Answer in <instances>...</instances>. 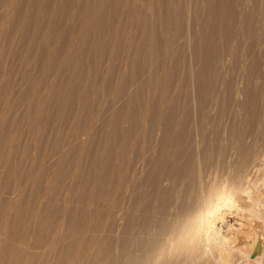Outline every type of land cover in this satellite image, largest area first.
<instances>
[{"label": "rangeland", "instance_id": "1", "mask_svg": "<svg viewBox=\"0 0 264 264\" xmlns=\"http://www.w3.org/2000/svg\"><path fill=\"white\" fill-rule=\"evenodd\" d=\"M130 2H104L97 22L87 27L86 17L97 9L94 0H0V258L5 264H116L117 256L127 255L134 242L144 239L140 222L145 193L151 197L147 215L155 220L154 232L173 222L174 216L160 206L180 200L185 192L192 196L199 176L191 180L188 171L184 181L175 185L170 179L166 190L158 193L141 183L138 194L135 191L138 199L131 182L134 160L149 166L158 163L168 118L176 137L167 145L170 156L178 151L181 160L190 159L204 177L213 170L222 174L240 149L261 144L264 0H227L223 10L212 15L208 0H176L174 9L168 0H138L139 8L147 2L153 8L147 13L153 24L144 35ZM134 127L143 137L135 150ZM135 205L139 211H134ZM252 233L253 229L246 232L244 247L252 242ZM259 236L264 244V229ZM21 245L29 255L14 248Z\"/></svg>", "mask_w": 264, "mask_h": 264}, {"label": "bare ground", "instance_id": "2", "mask_svg": "<svg viewBox=\"0 0 264 264\" xmlns=\"http://www.w3.org/2000/svg\"><path fill=\"white\" fill-rule=\"evenodd\" d=\"M89 1V0H88ZM98 5L97 9L94 10L93 16L86 17L85 19V25L87 27L92 26L97 22L96 16L99 15L101 8H103V4L106 1L110 0H94ZM131 1V11H133L137 17V19L141 22V26L143 27V31L141 32V35H144L145 29L147 26L152 27L153 20L151 17H148L147 13H151L153 10L152 5H150L148 2L145 3L141 8L137 6L138 0H129ZM176 0H168L169 7L171 6L174 9V2ZM227 0H208L207 5V11L210 15L213 13H218L223 10V7L225 5V2ZM141 2V1H140ZM152 2V0H151ZM242 2V1H241ZM88 5V3H86ZM85 5V6H86ZM206 5V4H205ZM238 6V5H237ZM259 6V5H258ZM262 6V5H261ZM77 7V6H76ZM243 7V6H242ZM79 8V7H77ZM157 8V7H156ZM160 8V7H159ZM166 8V7H165ZM252 8V7H251ZM129 9V8H128ZM206 9V8H204ZM240 9V8H239ZM62 10V9H61ZM199 10V9H198ZM202 10V9H201ZM262 10V9H260ZM83 11V10H82ZM88 11V10H87ZM193 11V10H192ZM26 12V11H25ZM86 12V11H84ZM121 12V11H120ZM123 12V11H122ZM242 12V11H241ZM246 12V11H245ZM253 12V11H252ZM252 12L250 14H252ZM149 13V14H150ZM83 14V13H82ZM120 14V13H119ZM171 15V14H170ZM79 16V15H78ZM77 16V17H78ZM126 16V15H125ZM156 16V15H155ZM154 16V17H155ZM190 16V15H189ZM252 16V15H251ZM258 16V15H257ZM45 17V16H44ZM157 17V16H156ZM164 17V16H163ZM232 17V16H231ZM81 18V17H80ZM190 18V17H189ZM258 18V17H257ZM84 18H81V20ZM162 19V18H160ZM156 20V18H155ZM243 20V19H242ZM251 20V19H250ZM252 21V20H251ZM123 22V21H122ZM158 22V20H157ZM164 22V20H163ZM238 22V20H237ZM242 22V21H241ZM263 22V21H262ZM84 23V22H83ZM138 23V21L136 22ZM188 23V22H187ZM207 23V22H206ZM213 23V21H212ZM81 24V23H80ZM162 24V23H161ZM244 25V24H243ZM204 26V25H203ZM236 26V25H235ZM83 27V26H82ZM96 27V26H95ZM109 27V26H108ZM214 27L217 28V25L215 23ZM249 27V26H248ZM65 28V27H64ZM92 28V27H91ZM243 28V27H242ZM99 29V28H98ZM117 32H118V28ZM64 30V29H63ZM89 30V28H88ZM87 30V31H88ZM95 30V29H93ZM162 30V29H161ZM256 30V29H255ZM86 31V32H87ZM111 31L114 32V29ZM122 31V30H121ZM154 31V30H153ZM258 31V30H257ZM207 32V31H206ZM88 33V32H87ZM86 33V34H87ZM222 33V32H221ZM256 33V32H255ZM94 34V33H93ZM99 34V33H98ZM103 34V33H102ZM108 34V33H107ZM139 34V33H138ZM212 34V33H210ZM253 34V33H252ZM117 35V34H115ZM135 35V34H134ZM202 35V34H201ZM217 35V34H215ZM257 36V34H255ZM35 36V35H34ZM220 36V35H219ZM230 36V35H229ZM131 38V35L129 36ZM144 37V36H143ZM167 37V36H166ZM178 37V36H177ZM211 38V36H210ZM214 38V36H213ZM212 38V39H213ZM228 38V37H227ZM262 38V37H261ZM120 39V37H119ZM128 39V38H127ZM126 39V40H127ZM133 39V38H132ZM144 39V38H143ZM258 39V38H257ZM140 40V39H139ZM181 40V39H180ZM261 40V39H260ZM125 41V40H124ZM134 43L136 40H132ZM185 41V40H184ZM127 42V41H126ZM125 42V43H126ZM143 42V41H142ZM148 42V41H147ZM180 42V41H179ZM46 43V42H45ZM106 43V42H105ZM175 43V42H174ZM128 44V43H126ZM212 44V43H211ZM130 45V44H129ZM140 46V45H139ZM126 47V45H125ZM131 48V46H129ZM178 47V46H177ZM127 48V47H126ZM129 48V49H130ZM148 48V47H147ZM256 48V47H255ZM55 49V48H54ZM228 49V48H227ZM137 50V49H136ZM249 50V49H248ZM225 51V50H224ZM127 52V50H126ZM236 52V51H235ZM244 52V50H243ZM242 52V53H243ZM125 53V52H124ZM129 53V52H128ZM149 53V52H148ZM249 53V52H248ZM137 54V53H136ZM253 54V53H252ZM127 55V54H126ZM238 55V54H237ZM258 55V54H257ZM129 57V54L127 55ZM138 56V54H137ZM240 56V55H238ZM218 57V56H217ZM244 57V56H243ZM241 58V56H240ZM231 59V58H230ZM235 59V58H234ZM244 59V58H243ZM253 59V58H252ZM135 60V59H134ZM175 60V59H174ZM137 61V60H136ZM229 61V60H228ZM115 62V61H114ZM22 63V62H21ZM116 63V62H115ZM134 64V63H133ZM22 66V65H21ZM100 66V65H99ZM114 64L112 65V67ZM180 66V65H179ZM218 66V65H216ZM220 66V65H219ZM218 66V67H219ZM23 67V66H22ZM124 67V64H123ZM214 67V66H213ZM217 67V68H218ZM144 68V66L142 67ZM113 69V68H112ZM122 69V68H121ZM209 70V69H208ZM217 70V69H216ZM146 71V69H145ZM218 71V70H217ZM254 71V70H253ZM98 72V71H97ZM152 72V71H151ZM232 72V71H231ZM149 73V72H148ZM179 73V72H178ZM209 73V72H207ZM224 73V72H223ZM233 73V72H232ZM109 74V73H108ZM122 74V73H120ZM146 74V73H145ZM144 75V74H143ZM125 76V75H124ZM135 76V75H134ZM165 76V75H164ZM167 76V75H166ZM173 76V75H172ZM253 76V75H252ZM21 77V76H20ZM126 77V76H125ZM137 77V76H136ZM144 77V76H143ZM209 77V76H208ZM90 78V77H89ZM121 78V77H120ZM123 78V77H122ZM135 78V77H134ZM153 78V77H152ZM204 78V77H203ZM114 79V78H113ZM138 80V79H136ZM146 81V79H144ZM242 80V79H241ZM78 81V80H77ZM120 81V80H118ZM135 81V79H134ZM203 81V80H202ZM124 82V81H123ZM133 82V80H132ZM70 83V82H69ZM68 83V84H69ZM121 83V82H120ZM166 83V82H165ZM121 84V85H125ZM146 84V83H145ZM144 84V85H145ZM202 84V83H201ZM28 85V84H27ZM76 85V84H75ZM117 85V84H116ZM132 85V83H131ZM179 85V84H178ZM204 85V84H203ZM250 85V84H248ZM165 86V85H164ZM169 86V85H168ZM114 87V86H113ZM126 88V85L124 86ZM163 87V86H162ZM214 87V86H213ZM250 87V86H249ZM71 89V88H70ZM103 89V88H102ZM119 89V88H118ZM156 89V88H155ZM172 89V88H171ZM179 89V88H178ZM118 91V90H117ZM162 91V90H161ZM168 91V90H167ZM166 91V92H167ZM172 91V90H171ZM176 91V89H175ZM224 91V90H223ZM238 91V90H237ZM109 92V91H108ZM122 92V90H121ZM135 92V91H134ZM179 92V91H178ZM189 92V91H188ZM244 92V91H243ZM248 92V91H246ZM120 93V92H117ZM169 93V92H167ZM186 93V92H185ZM224 93V92H223ZM189 94V93H188ZM168 95V94H166ZM171 95V93H170ZM192 95V94H191ZM190 95V96H191ZM246 95V94H245ZM249 94H247L248 96ZM139 96V95H138ZM159 96V95H158ZM121 98V97H120ZM129 98V97H128ZM150 98V97H149ZM169 98V97H167ZM131 99V98H130ZM133 99V98H132ZM152 99V98H151ZM102 100V99H101ZM106 100V99H105ZM120 100V99H119ZM168 100V99H167ZM262 100V99H261ZM147 101V100H146ZM238 101V100H237ZM254 101V99H253ZM100 102V101H99ZM98 102V103H99ZM250 102V100H249ZM248 102V103H249ZM115 103H117V100H115ZM138 103V101H137ZM254 103V102H252ZM93 104V103H92ZM104 104V103H103ZM102 104V105H103ZM128 104V103H127ZM130 104V103H129ZM139 104V103H138ZM183 104V103H182ZM142 105V104H139ZM148 105V104H147ZM239 105V104H238ZM242 105V104H241ZM249 105V104H248ZM115 106V105H114ZM244 106V105H243ZM256 106V105H254ZM117 107V106H116ZM135 107V106H134ZM215 107V106H214ZM232 107V106H231ZM230 107V108H231ZM239 107V106H238ZM247 107V104L246 106ZM264 107V106H263ZM139 108V107H138ZM141 108V106H140ZM156 108V107H155ZM212 108V106H211ZM248 108V107H247ZM246 108V109H247ZM250 108V107H249ZM115 109V108H114ZM113 109V110H114ZM121 109H123L121 107ZM129 109V108H128ZM245 109V108H244ZM253 109V108H252ZM256 109V107H255ZM254 109V110H255ZM112 110V112H113ZM156 110V109H155ZM172 110V109H171ZM178 110V109H177ZM240 111L242 109H239ZM251 110V108H250ZM117 111V110H116ZM141 111V110H140ZM244 111V110H243ZM164 112V111H163ZM229 112V111H228ZM262 113V111H261ZM128 114V113H127ZM146 114V113H145ZM164 114V113H163ZM170 114V113H169ZM194 114V113H193ZM208 114V113H207ZM224 114V113H223ZM263 115V114H262ZM128 116V115H126ZM133 116V115H132ZM160 116V115H159ZM179 116V115H178ZM220 116V115H219ZM218 116V117H219ZM223 116V115H222ZM252 116V115H251ZM91 117V116H89ZM194 117V116H193ZM224 117V116H223ZM241 117V116H240ZM257 117V116H256ZM129 118V117H128ZM127 118V120H128ZM212 118V117H211ZM264 118V116H263ZM262 118V119H263ZM151 119V118H150ZM167 119V118H166ZM204 118H202L203 120ZM240 119V118H239ZM252 118H250L251 120ZM257 119V118H255ZM261 119V117H260ZM126 120V119H125ZM142 120V119H141ZM226 120V119H225ZM244 122V119H242ZM111 121V120H110ZM144 121V120H143ZM157 121V120H155ZM184 121V120H183ZM239 121V120H238ZM116 122V121H115ZM114 122V123H115ZM185 122V121H184ZM183 122V123H184ZM210 122V121H209ZM252 122V121H251ZM256 122V121H255ZM119 123V122H118ZM141 123V122H140ZM202 123V122H201ZM242 123V122H241ZM260 123V122H259ZM123 124V123H122ZM173 123L171 122V118L167 119L166 126L163 130V136L161 139V155L158 158V163L154 166H149L148 163L145 165L142 162V160H134L133 167V178H132V193L135 194V199H138V195H136L137 190H139V186L144 184L146 187L154 188L157 193L160 191L166 190L165 185L167 182L170 181V179L174 180V184L182 182V180L186 177V174L188 171L192 172V174L188 175L192 177L191 180H193V176L197 175L199 176L200 182L198 185H196V188H194L196 191L192 196L186 195V192L184 195L182 194L180 200H175L173 202L168 203L165 201L163 203V206L161 205L162 202L165 200H161V204H159L160 207L163 209H167L168 215L174 216V221L171 223H168V225L162 226L159 225V230L155 233L154 228V222L155 220L152 218H149L147 213L151 209V197L148 196V193L143 194V198L145 201L143 206V218L140 222L141 227L143 228V235L144 237L143 241L140 243L131 244V251H127V255L120 254L117 258L116 264H264V244L263 241L260 240V232L262 229H264V131L262 135L260 136L261 144L252 145L251 147L242 148L240 149V152H238V156L232 163H230L226 169V171L222 172V174H218V171L213 170V174H208L205 177L200 174L202 171L198 167L197 169L194 168L193 165H190V159H186L183 161L181 160V154L177 151L172 156H170L169 150L167 148V145H171L175 142L176 137L173 132ZM209 124V123H208ZM231 124V122H230ZM239 124V123H238ZM257 124V122H256ZM244 125V124H243ZM35 126V125H34ZM183 126V125H182ZM226 126V125H225ZM141 127V126H139ZM147 127V126H146ZM190 127V126H189ZM237 127V126H236ZM260 128V126H257ZM264 127V126H263ZM155 128V127H154ZM226 128V127H225ZM250 128V127H249ZM126 129V128H125ZM153 129V128H152ZM179 129V128H178ZM177 129V130H178ZM227 129V128H226ZM243 129V128H242ZM113 130V129H112ZM118 130V129H117ZM116 130V131H117ZM121 130V129H120ZM127 130V129H126ZM132 148L133 150L136 149L139 143V137L140 136V130H138V127H134L132 129ZM155 130V129H154ZM162 130V129H161ZM176 130V131H177ZM264 130V129H263ZM114 131V130H113ZM156 131V130H155ZM188 131V130H187ZM243 131V130H242ZM245 131V128H244ZM249 131V130H248ZM256 131H259L258 129ZM62 132V131H61ZM86 132V131H85ZM122 132V131H121ZM131 132L129 134H131ZM152 132V130H151ZM160 132V130H159ZM162 132V131H161ZM84 133V132H83ZM87 133V132H86ZM115 133V132H113ZM144 133V132H142ZM155 133V132H154ZM195 133V132H194ZM248 133V132H246ZM250 133V132H249ZM121 134V133H120ZM127 134V133H126ZM125 134V135H126ZM158 134V133H157ZM237 134V132H236ZM258 134V132H257ZM78 135V134H77ZM101 135V134H100ZM152 136V134L150 133ZM218 135V134H217ZM235 135V134H234ZM83 136V135H82ZM130 136V135H129ZM150 136V138H151ZM178 136V135H177ZM253 137V135H251ZM91 137V136H90ZM89 137V138H90ZM125 137V136H124ZM123 137V138H124ZM153 137V136H152ZM156 136L155 138H157ZM224 137V136H223ZM244 137V136H243ZM249 137V136H248ZM101 138V137H100ZM131 138V139H132ZM147 138V136H146ZM159 138V137H158ZM228 138V137H227ZM236 138V137H235ZM256 138V137H254ZM253 138V139H254ZM99 139V138H98ZM109 141H112V137L108 138ZM152 139V138H151ZM222 139V138H220ZM219 139V140H220ZM81 140V139H80ZM89 140V139H88ZM100 140V139H99ZM115 141V139H113ZM143 140V137H142ZM141 140V141H142ZM159 140V139H157ZM212 140V139H211ZM126 141V140H125ZM145 141V139H144ZM251 141V138H250ZM255 141V140H253ZM98 141L97 143H99ZM223 142V141H222ZM226 142V141H225ZM232 142V141H231ZM239 142V141H238ZM256 142V141H255ZM258 142V143H259ZM185 143V142H184ZM247 143V142H246ZM252 143V142H250ZM30 144V143H29ZM80 144V143H79ZM112 144V143H111ZM115 144V143H114ZM147 144V143H146ZM144 143V145H146ZM222 144V143H221ZM232 144V143H231ZM109 145V144H108ZM113 145V144H112ZM124 145V144H123ZM141 145V146H144ZM175 145V144H174ZM250 145V144H249ZM101 146V145H100ZM120 146V145H119ZM232 146V145H231ZM236 146V145H235ZM238 147L240 145H237ZM27 147V146H26ZM106 147V145H104ZM130 147V146H129ZM151 147V146H149ZM176 147V146H175ZM212 147V146H211ZM225 147V146H223ZM241 147V146H240ZM108 148V147H107ZM113 148V147H112ZM110 147V149H112ZM125 148V147H124ZM122 148L121 150L123 151ZM144 148V147H143ZM208 148V147H207ZM221 148V145H220ZM103 149V148H102ZM105 149V148H104ZM103 149V150H104ZM127 149V148H126ZM145 149V148H144ZM143 149V150H144ZM223 149V148H222ZM221 149V150H222ZM237 149V148H234ZM120 150V151H121ZM158 150V149H156ZM105 151V150H104ZM119 151V152H120ZM138 151V150H137ZM141 151V150H139ZM173 151V150H172ZM171 151V152H172ZM103 152V151H102ZM127 152V151H126ZM156 152V151H155ZM129 153V152H128ZM135 153V152H134ZM139 153V152H138ZM143 153V152H142ZM116 154V153H115ZM130 154V153H129ZM211 154V153H210ZM229 154V153H228ZM104 156V155H102ZM126 156V155H125ZM130 156V155H129ZM152 158L153 155L151 154ZM219 156V155H218ZM155 157V156H154ZM172 157V158H171ZM193 157V156H192ZM220 157V156H219ZM228 157V156H227ZM234 157V156H233ZM119 158V157H118ZM122 158V156H121ZM87 159V158H86ZM103 159V157H102ZM154 159V158H153ZM223 159V158H222ZM117 160V159H116ZM127 160V159H126ZM150 160V159H149ZM147 159V161H149ZM194 160V159H193ZM111 161V160H110ZM90 162V161H89ZM96 162V161H95ZM107 162V161H106ZM124 162V161H123ZM131 162V161H130ZM145 162V161H144ZM219 162V161H218ZM54 163V162H53ZM98 163V162H97ZM116 164V162H114ZM132 164V163H130ZM151 164V163H150ZM211 164V163H210ZM92 165V164H91ZM106 165V164H103ZM102 165V166H103ZM114 165V164H113ZM117 165L123 166V164H120V160H118ZM126 165V164H125ZM98 166V165H97ZM121 166V167H122ZM128 166V165H126ZM58 167V166H57ZM212 167V166H211ZM218 167V166H217ZM226 167V165H225ZM96 170V167H94ZM108 168V167H107ZM106 168V169H107ZM111 168V166H110ZM120 168V167H119ZM93 169V168H92ZM103 169V168H102ZM105 169V168H104ZM115 169V168H112ZM190 169V170H189ZM53 170V169H52ZM94 170V171H95ZM122 170V169H119ZM5 171V170H4ZM110 171V170H109ZM108 171V172H109ZM117 171V170H116ZM123 171V170H122ZM220 171V170H219ZM89 173V172H88ZM102 173V171H101ZM110 173V172H109ZM107 173V174H109ZM124 173V172H123ZM126 173V171H125ZM128 173V171H127ZM129 173V174H132ZM78 174V173H77ZM90 174V173H89ZM105 174V173H104ZM122 174V173H121ZM141 174H143L144 177H141ZM114 175V174H113ZM117 175V174H116ZM124 175V174H123ZM126 175V174H125ZM128 175V174H127ZM88 176V175H87ZM100 176V174H99ZM106 177V176H105ZM120 179V175L118 176ZM126 177V176H125ZM128 177V176H127ZM97 178V177H96ZM110 179V177H107ZM113 178V177H112ZM129 179L131 177H128ZM126 179V178H125ZM124 179V180H125ZM198 179L197 177L195 180ZM88 180V179H87ZM118 180V179H117ZM121 180V179H120ZM123 180V179H122ZM128 180V179H127ZM115 181V180H114ZM184 181V180H183ZM88 182V181H87ZM85 181V183H87ZM105 180V184H106ZM125 182V181H124ZM127 182V181H126ZM193 182V181H192ZM75 183V182H74ZM100 183V182H99ZM121 183V182H120ZM194 183V182H193ZM191 183V184H193ZM26 184V183H25ZM47 184V183H46ZM97 184V183H96ZM119 184V183H118ZM121 183L120 185H122ZM130 184V183H129ZM165 184V185H164ZM98 185V184H97ZM110 185V184H109ZM125 185V184H124ZM173 186V184H171ZM120 186V187H121ZM193 186V185H192ZM91 187V186H90ZM117 187H119L117 185ZM142 187V186H141ZM191 187V186H188ZM115 188V187H114ZM144 188V187H143ZM173 189V188H172ZM183 189V188H182ZM193 188H191L192 191ZM119 190V189H116ZM176 190V189H175ZM179 190V189H178ZM177 190V191H178ZM190 190V189H189ZM130 191V190H128ZM170 191V190H169ZM82 192V191H81ZM103 192V191H102ZM145 192V191H144ZM61 193V192H60ZM191 193V192H190ZM133 194V195H134ZM138 194V191H137ZM151 194V193H150ZM168 194V193H167ZM175 194V192H174ZM113 195V194H112ZM122 195V194H121ZM158 195V194H157ZM131 196V195H130ZM169 196V195H168ZM167 196V197H168ZM176 196V195H175ZM104 197V196H103ZM154 197V196H153ZM172 197V196H171ZM134 198V197H133ZM162 198V197H160ZM120 199V198H119ZM131 199V198H130ZM154 199V198H153ZM129 200V199H128ZM158 200V199H157ZM160 200V199H159ZM167 200V199H166ZM10 201V200H9ZM105 201V200H104ZM107 201V200H106ZM134 202L136 200H133ZM142 201V200H141ZM44 202V201H43ZM160 202V201H159ZM130 203V202H129ZM156 203H158L156 201ZM155 205H158L156 204ZM168 203V204H167ZM110 204V203H109ZM134 204V203H133ZM131 204V205H133ZM30 205V204H29ZM111 205V204H110ZM114 206V205H113ZM138 205H135L133 209L134 211H139ZM166 206V207H165ZM24 207V206H23ZM125 207V206H124ZM128 207V206H127ZM122 208V207H121ZM120 208V209H121ZM131 208V207H130ZM158 206H156L155 209H157ZM53 209V208H52ZM103 209V208H102ZM127 209V208H126ZM90 210V209H89ZM141 210V209H140ZM119 213V212H118ZM140 213V212H139ZM123 214V213H122ZM134 214V212H133ZM136 214V213H135ZM155 214V213H154ZM163 214V213H162ZM99 215V214H97ZM124 215V214H123ZM126 215V213H125ZM129 215V214H127ZM156 215V214H155ZM87 216V215H86ZM135 216V215H134ZM132 216V217H134ZM32 217V216H31ZM88 217V216H87ZM116 217V216H115ZM123 217V216H121ZM131 217V218H132ZM156 217V216H155ZM125 218V217H124ZM136 218V216H135ZM133 218V219H135ZM139 219V217H137ZM228 218L233 219V223L230 222ZM115 219V218H114ZM156 219V218H155ZM163 219V218H162ZM162 219L160 222H162ZM173 219V218H172ZM93 220V219H92ZM105 220V219H104ZM118 220V219H117ZM125 220V219H123ZM157 220V219H156ZM5 221V220H4ZM122 221V220H121ZM134 221V220H133ZM136 221V219H135ZM159 221V220H158ZM170 221V220H168ZM167 221V222H168ZM123 222V221H122ZM65 223V222H64ZM63 223V224H64ZM104 223V222H102ZM113 223V222H112ZM137 222H135L136 224ZM156 223H158L156 221ZM99 224V223H98ZM123 224V223H122ZM133 224V223H132ZM55 225V224H54ZM60 225V224H59ZM101 225V224H99ZM108 225V224H107ZM113 225V224H112ZM56 226V225H55ZM74 226V225H73ZM1 227V226H0ZM82 227V226H81ZM115 227V226H114ZM134 229L136 225L132 226ZM53 228V227H52ZM51 228V229H52ZM63 228V227H62ZM99 228V227H97ZM133 228H131L133 230ZM139 228V230H140ZM122 229V228H121ZM124 229V228H123ZM249 229H253L252 235H254L252 242L246 244H250L248 247H244V238H248L249 235L246 234V232ZM78 230V229H77ZM110 230V229H109ZM138 230V231H139ZM2 231V230H1ZM4 231V230H3ZM75 231V230H74ZM79 231V230H78ZM84 231V230H83ZM96 231V230H95ZM94 231V232H95ZM98 231V229H97ZM103 231V230H102ZM105 231V230H104ZM137 231V232H138ZM252 231V230H251ZM250 231V232H251ZM58 232V231H57ZM86 232V231H85ZM120 232V231H119ZM118 232V233H119ZM53 233V232H52ZM74 233V232H73ZM77 233V232H76ZM103 233V232H102ZM132 233V232H131ZM5 234V233H4ZM51 234V231H50ZM64 234V233H63ZM94 234V233H93ZM97 234V233H96ZM105 234V233H104ZM115 234V233H114ZM138 234V235H140ZM250 234V233H249ZM20 235V234H19ZM61 235V234H60ZM135 235V234H134ZM7 236V235H5ZM55 236V235H54ZM53 236V237H54ZM93 236V235H92ZM118 236V235H117ZM137 236V235H136ZM68 237V236H67ZM99 237V236H98ZM109 237V236H108ZM133 237V236H130ZM122 238V236H121ZM124 238V237H123ZM142 238V237H141ZM23 239V238H22ZM94 239V238H93ZM106 239V238H105ZM4 240V238H3ZM2 240V241H3ZM47 240V239H46ZM85 240V239H84ZM248 240V239H247ZM21 241V240H20ZM92 241V239H91ZM111 241V240H110ZM128 241V240H127ZM137 241V240H136ZM11 242V241H10ZM49 242V241H47ZM46 242V243H47ZM80 242V241H79ZM84 242V241H83ZM93 242V241H92ZM101 242V241H100ZM117 242V241H116ZM120 242V241H119ZM4 242H2L3 244ZM12 243V242H11ZM9 243V244H11ZM28 243V242H27ZM38 243V242H37ZM81 243V242H80ZM121 243V242H120ZM132 243V242H131ZM19 244V243H18ZM85 244V243H84ZM90 244V243H89ZM130 244V243H129ZM20 245V244H19ZM23 245V244H22ZM21 245V246H22ZM28 245V244H26ZM50 245H52L50 243ZM49 245V246H50ZM96 245V244H95ZM94 245V246H95ZM102 245V244H100ZM16 246V245H15ZM47 246V245H46ZM55 246V245H54ZM104 246V245H103ZM12 247V246H11ZM20 247V246H19ZM15 249H23V246L20 248ZM25 247V245H24ZM28 247V246H27ZM45 247V246H44ZM43 247V248H44ZM53 247V246H52ZM89 247V245H87ZM86 247V248H87ZM91 247V246H90ZM97 247V246H96ZM108 247V246H107ZM3 248V246H2ZM9 248V247H8ZM30 248V247H29ZM40 248V247H39ZM48 248V247H47ZM85 248V247H84ZM124 248V247H123ZM11 249V248H10ZM14 249V250H15ZM49 249V248H48ZM47 249V250H48ZM73 249V248H72ZM125 249V248H124ZM1 250V249H0ZM12 250V249H11ZM25 248L23 249L24 253ZM34 250H36L34 248ZM71 250V249H70ZM88 250V249H87ZM100 250V249H99ZM106 250V249H105ZM122 250V248H121ZM129 250V248L127 249ZM3 251V250H2ZM20 251V250H19ZM26 251V250H25ZM29 250L27 249V254ZM42 251H45L43 249ZM124 251V250H122ZM10 252V251H9ZM18 252V253H21ZM34 252V251H33ZM17 254L18 256L23 255ZM68 253V252H67ZM115 253V252H114ZM125 253V252H124ZM6 254V253H5ZM16 254L12 255L15 256ZM33 254V253H31ZM118 254V253H117ZM26 255V253H25ZM29 255V254H28ZM26 255V258L27 256ZM95 255V254H94ZM114 255V256H115ZM11 256V254H10ZM11 256V257H12ZM17 256V257H18ZM31 256V255H30ZM36 256V255H34ZM45 258L46 256L43 255ZM76 256V255H75ZM88 256V255H87ZM98 256V255H97ZM108 256V255H106ZM1 257V254H0ZM23 257V256H22ZM25 257V256H24ZM48 257V255H47ZM60 257V256H59ZM79 257V254H78ZM110 257V256H108ZM30 258V257H29ZM33 258V257H31ZM49 258V257H48ZM85 258V257H84ZM87 258V257H86ZM107 258V257H106ZM9 259V258H8ZM14 259V257H13ZM21 259V258H20ZM35 259V258H33ZM66 259V258H65ZM77 259V258H76ZM15 260V259H14ZM18 260V259H17ZM30 260V259H29ZM32 260V259H31ZM30 260V261H31ZM42 260V259H41ZM49 259H46V261ZM80 260V259H78ZM115 260V259H114ZM11 260H9L10 262ZM21 261V260H19ZM25 261V260H24ZM33 261V260H32ZM37 261V260H35ZM45 261V260H42ZM72 261V260H71ZM75 261V259H74ZM113 261V260H112ZM111 261V262H112ZM8 262V261H7ZM8 262V263H9ZM15 262V261H14ZM18 262V261H17ZM15 262V263H17ZM49 262V261H48ZM47 262V263H48ZM86 262V261H85ZM110 262V263H111ZM24 263V262H23ZM31 263V262H28ZM36 262L35 264H37ZM73 263V262H72ZM88 263V262H87ZM115 263V262H114ZM0 264H5L4 261L0 258ZM10 264V263H9ZM39 264V263H38ZM41 264V263H40ZM50 264V263H49ZM56 264V263H55ZM63 264V263H62ZM76 264V263H75ZM97 264V263H96ZM109 264V263H108Z\"/></svg>", "mask_w": 264, "mask_h": 264}]
</instances>
